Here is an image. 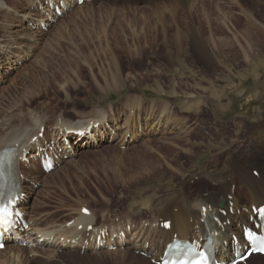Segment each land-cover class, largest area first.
Here are the masks:
<instances>
[{"label":"rangeland","instance_id":"rangeland-1","mask_svg":"<svg viewBox=\"0 0 264 264\" xmlns=\"http://www.w3.org/2000/svg\"><path fill=\"white\" fill-rule=\"evenodd\" d=\"M5 1L9 6L27 8L24 0ZM173 1L96 0L58 15L60 20L45 30L40 41H23L20 51L31 46V54L22 53L21 63L0 79L1 121L11 118L21 124L33 112L45 124L39 137L46 130L50 141L51 129L60 121L76 123L83 117L106 114L108 124L121 127L118 134L109 131L95 143L89 142L90 135L84 134L80 140L76 136L71 155L64 154L50 173L40 162L28 161L22 169L24 178L32 179L26 190L30 195L26 219L47 228L68 224L88 208L103 229V241L110 240L112 230L123 231L129 238L135 228L144 226L147 231L149 224L159 221L167 195L180 191L181 195L184 185L192 194L217 186L210 185L207 176H221L232 155L243 152L255 165L264 162V0H193L197 4L192 10L183 0H175L182 20L178 26L165 25L162 33L156 5ZM8 16L0 12V37L9 43L3 25L10 20ZM251 18L260 34L252 31ZM191 34L199 36L196 40L207 55L192 49ZM178 35H182L183 53L167 55L175 51L172 40ZM117 66L124 79L115 85L112 77ZM165 107L170 112L164 114L160 131L155 133V118ZM149 115L154 119L146 120ZM130 117H134V126L122 128ZM138 125L145 129L135 136ZM104 127L101 124L99 129ZM242 200L256 213L252 203ZM54 249L41 252L49 255ZM33 250L19 245L13 252L19 253L21 263L29 264L40 260L30 254ZM125 250L118 245L94 250L93 245L89 250L59 253L62 261L75 254L89 255L87 264H118ZM6 252L8 249L0 253V261L7 260ZM136 255L146 257L140 252ZM259 263L264 264V257Z\"/></svg>","mask_w":264,"mask_h":264},{"label":"bare ground","instance_id":"bare-ground-1","mask_svg":"<svg viewBox=\"0 0 264 264\" xmlns=\"http://www.w3.org/2000/svg\"><path fill=\"white\" fill-rule=\"evenodd\" d=\"M24 1L27 8L20 9L19 7L9 6L5 0H0V12H5L6 14H8V18L10 19L7 22L3 21V25L6 26L10 42H5V40L0 37V79L4 77V74L17 66L18 62L21 63V60L23 59L22 53H24V56L26 55V57L27 55L31 54V49H29L31 46H25L26 51L24 52L20 51L23 41H40L41 36L45 34V30L49 27H52L54 21L57 22L60 20L57 19V16L63 15L64 13L68 12L69 8L76 7V2L78 0ZM174 1L169 2L168 5H156V9L159 12L156 15V19L158 21H156L159 22L163 27V32L161 31L162 33H164L166 30L165 25L170 23L178 26V24L182 20L179 15V4L177 5V3ZM196 1L194 2L195 4H197ZM87 2L88 1H85L84 4L86 5ZM92 3H95V1ZM194 3L193 0H183L182 4L188 7V10H192L193 8H195ZM254 21L255 19L251 18V29L252 31L260 34L261 29H259L260 27H256V23ZM257 25L259 24L257 23ZM179 35L177 38L172 40L175 45V51L168 52L167 55H181L183 53L181 48L182 45H180L182 35ZM187 36L189 35L187 34ZM191 36L193 37L192 49H194L198 55H207L200 43L201 41L198 40L197 42L196 40L197 38L199 39V36H197V34H191ZM166 37L168 36L166 35ZM222 50L221 53L223 52ZM16 53H18L19 55H17ZM218 53L220 54V49ZM212 54L214 53L212 52ZM17 58H19L18 61ZM122 74L123 73L120 71V69H118L117 66L116 72H114V77H112V83H114L115 85L118 83H123L122 79L124 78ZM106 78L107 77H105V79ZM194 108L195 110H198L197 105ZM163 110L165 111L162 112L160 116L155 118V126L157 127L155 133H157V131H160L158 129V126H160V124L162 123V117L164 116V114H166V112H170L167 107H165ZM90 117L92 116L83 117L76 123L72 121H60L51 129V141L45 134L46 130H44L45 136L43 138L39 137V134L43 132L42 129L45 128V124L44 121L40 120L39 117H37L33 112H30L29 114L24 116L21 119V124L20 122H14V120H12L11 118L3 119L2 121L0 120V153L7 148L15 149V159L8 162L10 163L9 172L12 177L16 178V182H18L20 188L15 207L16 218L14 221V225L11 229V232H8L4 237V241L6 242L5 249L6 251L8 249V253L6 252L8 258L5 261H0V264H23L19 260V253L18 255H16L15 252H13L14 249L19 245H25L34 248V250L31 251L30 254L39 257L38 259L40 260H36L34 262L31 261L29 262V264H87L89 261H91L89 258H87L89 255L85 257H82L81 255V257H79L74 254L75 257H71L69 259L70 262L65 260L62 261L59 250H89L93 245L94 250L98 248L101 249L102 247L111 248L114 245L120 246L121 249L123 246H125L126 250L120 253L122 256L120 260L122 261H119L118 264H152L153 261H160V259L163 257L164 250L169 244L172 243L174 239H178L182 242L188 241L192 243L197 249H201L209 236L213 238L218 250H223L221 257L217 259L218 262H223V257H226V260L234 259V253L236 252V249L242 251L245 250L247 241L243 235V226H245V228H250L257 232H261L260 227L262 224V218L261 216H259L258 210L256 214L253 210H251V208L248 210V208L243 204L242 199H245L246 201L252 203V206L257 209L261 206H264V162H262V164L255 165V163H252L250 157L243 152H240L237 155L234 154L227 159L226 169L223 172L219 173L221 176L223 175L222 177L214 173L208 174L207 179L209 180L210 185L217 186L212 188L207 187V190L205 191H197V193L192 194L193 192L191 193L188 191V186L184 185L182 187L181 195L179 194L181 191L178 192V194H175V192V195L171 197L170 195H167L169 196L168 200H165L166 202L162 200L165 202H161V204L164 203L163 207L162 205H160L162 209L159 213V221L152 223V225L149 224L147 231L144 230V226L141 229L135 228V233L129 238H126V235L123 231L118 234L119 232H117L116 230H112L110 240L107 242L103 241L100 238V232L101 230L103 232V229L102 227H98L96 225L95 217H93L90 213L83 214L81 212L80 217L78 216V218H74V220L72 219L73 221L68 224L63 223L47 228H41L40 225L37 224L33 219H26V215L29 213L27 211V201L30 198V195L27 194L26 190L31 187L32 179H30V177L24 178L25 176L22 173V169L23 167H26L28 161H30L31 163H35L36 161L42 163L43 160L52 158L55 165L57 162L63 160L64 154L71 155L72 150L76 147L77 144V135L81 134L80 137H82L84 134H86L87 136L90 135L89 142L91 143L92 141V143H95V140L104 138L109 131L112 134H118L117 129L119 130V128H121L117 127V129H115V127L112 126L111 123L108 124L107 122L109 120H107L108 116L106 114H102V116H98L95 119H89ZM152 119H154L152 115H149L146 118V120ZM172 119L173 118H171V120ZM133 120L134 117L127 118V121L124 122L126 124L125 126H122V128H125L127 125H131V127H133ZM101 124H104L105 127L99 129ZM143 129L145 128L141 127L140 129L139 126V131L135 132V136L140 135ZM130 131L129 133H133V131ZM190 133L191 132H189V134ZM86 135H84V137H86ZM91 137L93 138V140L91 139ZM124 139L122 140V142H125ZM254 139H256L257 141V138ZM68 147L70 148L68 149ZM262 150H264V143H262ZM246 163L250 166H246ZM35 170L37 169H33V171ZM238 185H240V188L238 187ZM221 202L224 203V207L222 209L220 206ZM161 218L166 219H163V221H161ZM167 221L171 222V227L169 229L165 227V223ZM24 225H28L29 228L24 229ZM128 234H130V232H128ZM94 239L95 243H93ZM88 243L91 247L88 246ZM51 247H54L55 249L53 251L49 250V255L42 254L41 250L43 248ZM232 248H234L235 250L231 252ZM2 252L3 251H0V253ZM136 252L144 253L146 257L137 256ZM66 255H68V253ZM41 257L53 260L42 262ZM101 257H103V255ZM260 257V255L255 257L251 256L249 260L246 261V264H260Z\"/></svg>","mask_w":264,"mask_h":264}]
</instances>
